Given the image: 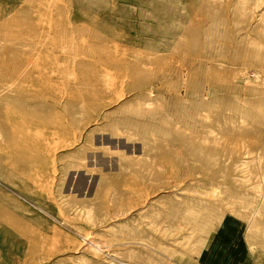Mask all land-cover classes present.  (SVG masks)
Listing matches in <instances>:
<instances>
[{
  "label": "rangeland",
  "instance_id": "374dc122",
  "mask_svg": "<svg viewBox=\"0 0 264 264\" xmlns=\"http://www.w3.org/2000/svg\"><path fill=\"white\" fill-rule=\"evenodd\" d=\"M0 264H264V0H0Z\"/></svg>",
  "mask_w": 264,
  "mask_h": 264
}]
</instances>
